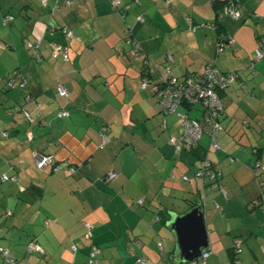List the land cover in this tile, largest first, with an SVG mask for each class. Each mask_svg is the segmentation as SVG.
<instances>
[{"label":"crops","instance_id":"0c3cea01","mask_svg":"<svg viewBox=\"0 0 264 264\" xmlns=\"http://www.w3.org/2000/svg\"><path fill=\"white\" fill-rule=\"evenodd\" d=\"M114 1L48 0L43 6L41 0H0V35L13 42L0 53V182L6 174L19 177L0 185V246L6 240L13 254L22 258L25 250L18 238L29 233L44 250L36 264H87L92 242L101 249L97 264H139V257L172 264L173 244L164 240L160 253L161 241L151 231L158 234L160 226L145 222L129 203L137 194L150 201L149 194L166 196L167 191L172 198L176 188L183 189L180 183L186 184L183 175L195 180L203 161L199 154L208 148L210 138L205 133L198 147L177 152L170 139L181 136L183 127L171 128L152 85L142 88L143 76L152 82L160 79L168 53L174 56L170 63L175 74L182 78L201 74L216 56L221 68L239 77L233 89L221 95L226 109L221 121L226 124L218 140L223 152L208 153L223 173L221 185L235 193L223 202L226 215L215 216L219 222L236 217L243 222L232 233L208 226L212 258L207 264H228L222 261L225 256L233 264L236 239L243 249L237 264H264V210L251 206L259 196L252 171L254 148H263L259 153L263 161L264 146L248 119L263 130V101L240 95L249 85L242 71L255 66V74L264 76V60L256 63L253 56L264 38V0H236L240 17L220 19L215 8L223 0H120L117 7ZM13 9L21 20L16 32L9 33L7 26L17 19ZM11 14L14 18L6 22ZM141 14L142 22L137 18ZM62 27L72 29L74 36H66ZM129 29L141 42V55L131 54L133 46L126 41ZM224 36L234 41L218 54L216 45ZM38 40L35 59L29 44ZM59 44L67 47L69 61L54 54ZM245 58L253 59V64L242 61ZM28 72L29 83L21 88L19 80ZM10 78L16 82L13 88L7 87ZM59 82L66 85L69 96L58 92ZM63 109L70 116L60 117ZM201 115L193 111L194 117ZM104 128L111 139L107 143ZM170 129L168 137L165 131ZM4 130L8 132L1 135ZM37 153L53 154L60 169L37 168ZM112 170L117 176L107 179ZM129 185L136 193L127 198ZM208 192L214 201L222 199L215 188ZM160 206L164 210L153 218L164 224L171 210L162 202ZM88 225L94 232L90 241L85 235ZM224 235L232 236L220 239ZM242 236L248 238L245 247Z\"/></svg>","mask_w":264,"mask_h":264},{"label":"built area","instance_id":"2783aa9c","mask_svg":"<svg viewBox=\"0 0 264 264\" xmlns=\"http://www.w3.org/2000/svg\"><path fill=\"white\" fill-rule=\"evenodd\" d=\"M41 3L43 6H46L48 4V0H41ZM120 3V0H116L113 2V4L117 7V5ZM57 10H53V13ZM225 15H232L234 18L240 17V13L237 7L236 2L231 1L230 4L224 5L223 12L220 13V17H223ZM138 21H144V18L141 15L138 17ZM13 19V16H8L5 18V21H11ZM191 19V18H189ZM214 27V24H212ZM191 28H193V25H191ZM215 28V27H214ZM62 32L66 34V36L71 37L74 36L73 30L62 27ZM129 32H127V41L133 42L134 41V33L133 30L129 29ZM136 39V38H135ZM229 39H231L229 37ZM233 42V41H232ZM40 41H36L35 44H29V47L33 48H39ZM216 50L218 52H221L224 50V41H218L216 45ZM136 54V52H134ZM54 54L60 55L62 54L65 60H70V57L68 55V49L65 45L59 44L58 46L54 47ZM264 56V38L259 43V46L255 50V56L254 59L260 61V59ZM37 57H39V54L37 53ZM174 60V56L172 54H169L167 56L168 66L166 67V70L164 71V82L162 86H155L156 91L158 93V96L161 98V105L164 108V110L168 113L176 112L177 108L180 106V104L185 103L186 105L193 107L196 105H200L202 107V110H204L203 115V121L197 119V118H191L189 113L187 112H180L178 115L181 117V122H183V132L181 136L172 135L170 142L176 147L177 152H181L183 149L190 148L193 149L197 146H199V140L204 135V131H208V133H211V143L212 147L214 149L220 148V144L218 143V134L221 130H223L222 123L218 120L222 112L224 111V102L222 97H220V92L226 90V88L230 87L238 78V75L236 73L228 72L226 69L224 70L219 65L218 60L213 59L210 61V63L207 65L205 71L202 73V75L197 74H190L187 77L181 78L180 76H177L174 74L172 67L170 66L169 62ZM28 77H22L19 80V85L21 88L26 87L28 84ZM148 81L144 80L142 87L144 88L147 85ZM16 82L13 81V79H9L8 86L14 87ZM58 92L63 96H69V92L65 84L62 82L58 84L57 87ZM24 114L26 117L33 120V118L30 116L29 112L24 109ZM60 117L63 116H70L69 111L67 109H63L62 112L59 114ZM165 128L167 127V123L164 120ZM206 126H209V129H206ZM7 132L4 133V135ZM35 162L38 165L40 169L46 170L50 169L55 166L56 170L60 169L61 165L54 163V157L47 154H39L37 153L35 155ZM257 166L260 167V169H264L263 166H260L258 163ZM75 169L71 168V171L74 172ZM117 176V172L112 170L108 175L107 179L115 178ZM173 176H175L173 174ZM3 177V180H7L10 177L6 174ZM184 180L188 181L189 177L187 175H183L182 177ZM195 178L201 180L203 183L204 181L218 186L216 184L218 179V173L213 168V163L209 158H206V160L202 163V165L198 168V171L195 172ZM14 179H17L16 177ZM204 184V183H203ZM210 184V185H211ZM204 186V185H203ZM203 189H205L203 187ZM204 191V190H203ZM222 193L226 195V191L221 189ZM92 225H88V233L87 238H91L93 233ZM29 246V252L37 251L43 253V247L37 244L36 242H31L28 244ZM159 249H163V243L159 244ZM237 251L241 252L242 249H240V245H237ZM0 252L3 254L5 259H7L9 262L16 263V259H14L11 251L8 249L0 247ZM100 252V248L98 245L92 246V251L90 253V259L89 264H94L97 260V254ZM210 256V252H206L199 260H203V262H206L207 258ZM198 260V261H199ZM198 261H194L187 264H197ZM139 264H155L153 262H150L148 258L146 257H139L138 261Z\"/></svg>","mask_w":264,"mask_h":264},{"label":"rangeland","instance_id":"374dc122","mask_svg":"<svg viewBox=\"0 0 264 264\" xmlns=\"http://www.w3.org/2000/svg\"><path fill=\"white\" fill-rule=\"evenodd\" d=\"M12 12L15 13L17 19L14 22L10 23V24H12V26L11 25L7 26L9 33L11 31L16 32L17 26H18L17 22L21 20V16L16 11V9H13ZM144 20H145V18H144ZM227 43H229V42H227ZM7 44L11 45V44H13V42L11 43V41L8 38H5V36L0 35V53L6 47ZM253 56H255V55H253ZM252 60L253 59H251V58H245L242 61H244V62L251 61L250 64L252 65L253 64ZM262 60H264V58ZM237 62H239V61L237 60ZM242 74H244L246 76V78L249 79L247 82V84H249V85L245 88V91H241L242 93L240 95H242L244 97H249V98L252 95L257 96V98L255 100H258L259 103L263 101L262 112L264 113V76L260 72L258 75L255 74V72H254V70H252L251 66L249 67L248 70L242 71ZM7 82H8V80H7ZM235 85H237V83ZM233 87L234 86H232L228 90L233 89ZM236 101H237V99H236ZM177 116H178L177 114H169L168 115V120H169V123H171V128L173 126H174V128H176V126H180V128L182 127L181 125H179L180 119H177L178 118ZM248 119H249L250 123H252V128L255 130V135H256L257 139L259 140V142H261V145L264 146V128L262 130V128L259 126L258 123H256V121L254 119H252L250 117ZM223 124L224 125L226 124L225 120L223 121ZM224 125H223V127H225ZM182 130H183V128H182ZM170 131H172V130L170 129L169 131H165V133L168 137H169ZM247 137H248V135L246 134V138ZM247 142H248V140H247ZM208 145H209L208 148H210V142H208ZM119 150H121V148ZM212 150L213 151L219 150V151L223 152V149H217V150L212 149ZM263 163H264V160H263ZM199 167L200 166H198V168ZM260 180H261L260 177L255 180V189L257 190V192H259V194L262 191H264V187L261 188L259 185ZM7 182L9 183L12 181L9 180ZM7 182L2 181V182H0V185H6V184H8ZM185 182H186V184L180 183V185L183 187V189L180 190V189L176 188L175 192L173 193L172 198L169 195V193H166L167 191L165 192L166 196L162 195V194H160V195L159 194H157V195L149 194L150 196L148 198L150 199V201L149 200L146 201V199H147L146 196L137 194L134 196L135 197L134 201L129 203V207H135L134 210H140L138 212L140 214L141 213L143 214V218L145 219V222L150 223L152 225L157 223L155 228L160 226L161 232H159L158 234L156 233L157 230L151 229V231L154 232V235L157 238V240H160L161 242H163L165 240L166 242H169L170 245L173 244L172 248L174 249L175 240H174V236H173V233L171 232V230L168 229V227L164 226V224L162 222L158 221L157 219H156V221H154V218H153V215H156L158 212H160L159 210L161 209V206H160L161 202L163 203V205H165L171 211L174 210L175 212H178V213H184V211H186L190 208V206H191L190 202L195 201L196 198H198L199 195H201V200H202V202L205 203V215H206L207 227L209 226L214 230L219 229L220 231H227L230 229V231H231L230 233H232V232L236 231V229H234V227L240 226L242 224L243 219L241 217L232 218L229 221H220V222L217 221L218 218L216 217L217 216L216 214H219L220 216L223 217V215L225 216L226 215L225 213L227 212L225 210V207L223 206L224 205L223 202H228L229 201L228 199L231 200V198L235 196V193H232V191H230V189L228 190V188H224V187H227L226 185L223 187L224 191L227 192L226 195L223 193L221 194V191L219 190L220 196L222 199L219 198V200H217L218 201L217 202V201L213 200L211 193L207 192V194H206V192H205V193L199 194V192H197L198 191L197 190V183L200 185V189H201V184H200L201 180L195 179V180H192V182L185 180ZM125 191H126L127 195H124V197L126 196L128 198L129 196H132L131 193H133V191L131 190L130 185L125 189ZM134 193H136V192H134ZM228 193H229V196H228ZM142 198H145L144 204L140 203V200ZM151 198L153 199V202H152ZM165 214H166V211H165ZM209 227H208V230H209V239H210L211 230ZM28 234L25 233L24 235H21L20 238H18V240H19L18 244L22 245V247H24V250H25V254H24L25 258L24 257L18 258L16 255L13 254L15 258L19 259L18 264H22L25 262H27L29 264H36L34 262L36 257L39 258L43 254V253L37 252V251H33L32 253L29 252L28 244L31 243V238L28 236H32V235H28ZM224 236L225 237H221L220 239L227 240L226 238H230L232 235H227V236L224 235ZM212 237H213V239L216 240L215 235H213ZM242 237H243V239H245V242H244V247H245L247 244L246 241L248 238L246 236H242ZM88 240L90 241L91 239L88 238ZM5 241L6 240H2V243H1L2 246H4V248L10 249V247L6 244ZM163 244H164V242H163ZM91 250H92V248H91ZM12 251H13V249H12ZM160 253L163 254L164 250L160 251ZM99 258H100V256H99ZM211 258H212V256L208 259L209 262H210ZM222 258H223L222 259L223 262H226L228 264H232L231 261L229 260V258H227V256L222 257ZM32 262H34V263H32ZM97 263H98V258L94 264H97ZM0 264H16V263H12L11 261L9 262L8 260H6L2 256H0ZM87 264H89V258L87 260ZM199 264H203V263L199 262Z\"/></svg>","mask_w":264,"mask_h":264},{"label":"trees","instance_id":"16d2710c","mask_svg":"<svg viewBox=\"0 0 264 264\" xmlns=\"http://www.w3.org/2000/svg\"><path fill=\"white\" fill-rule=\"evenodd\" d=\"M231 1H233V2H236V0H223L222 1V5L221 6H219L218 7V5H217V7L215 8L216 10V15H217V18L218 19H220V18H222V17H220V13H222L223 12V9H224V5L226 6L227 4H230V2ZM236 4H237V2H236ZM237 7H238V4H237ZM12 15V14H11ZM14 16V15H13ZM224 16H225V14H224ZM230 16H232V15H230ZM233 17V16H232ZM234 18V17H233ZM212 24H214V27L216 28V29H219L220 30V27H218L217 26V24H215V23H212ZM62 31V30H61ZM136 37L134 36V41L133 42H130L131 43V45L133 46L132 47V49H131V54H133V55H141L142 54V46H141V42H139V40L136 38ZM231 39H229V37L228 36H224L222 39L220 38L219 40L220 41H224V49H225V45H226V43L227 42H232V41H234V39L232 38V37H230ZM218 40V41H219ZM262 40V38L260 39V41ZM40 41V40H39ZM260 41H259V43H260ZM259 43H258V45H257V47L259 46ZM32 44H35V43H32ZM256 47V48H257ZM31 48V50H33V58H35V59H37V53L39 52V48H33V47H30ZM255 48V49H256ZM134 52H136V54L134 53ZM217 52H218V50H217ZM222 52H224V50L223 51H221V52H218V54H221ZM62 55V54H61ZM69 55V54H68ZM169 55V53L166 55V59H165V61H164V67H163V69H162V71H161V78L160 79H157V80H155V81H151L150 80V78L149 77H147V76H143L144 78H143V81L144 80H147L148 81V83H147V85L144 87V88H146L148 85H152V88H154V96H155V98H156V100H158V104H159V109H160V111L165 115V117H168V115L169 114H179L180 112H187V113H189V115H190V117L192 118H196V117H194L193 116V111L194 110H199V111H201V113H202V115H201V118H197V119H199V120H201V121H203V115H204V110H202V107L200 106V105H196V106H193V107H190V106H188V105H186L185 103H182V104H180V106L177 108V111L176 112H172V113H167L165 110H164V108L162 107V105H161V98L158 96V93H157V91H156V88H155V86H162L163 85V82H164V76H163V74H164V71L166 70V67L168 66V61H167V56ZM63 56V55H62ZM264 58V56L261 58V59H263ZM214 59H216V60H218L217 59V57H214ZM260 59V60H261ZM255 60V59H254ZM66 61H69V60H66ZM149 62H150V60H149V57L148 56H146L145 57V65H149ZM255 62L257 63V62H260V61H258V60H255ZM169 64H170V66L172 67V70H173V66H172V64L169 62ZM209 64V63H208ZM207 67V66H206ZM206 69V68H205ZM205 69H204V71H205ZM253 70L254 71H256V69H255V66L253 67ZM203 71V72H204ZM228 72H231V73H236L237 75H238V77H239V73H237V72H235V71H230V70H227ZM173 72H174V70H173ZM202 72V73H203ZM202 73L201 74H199V73H194V74H197V75H202ZM174 74H175V72H174ZM193 74V73H192ZM191 74V75H192ZM176 75V74H175ZM177 76H179V75H177ZM27 77H28V81H29V78L31 77V72H28V75H27ZM182 78V77H181ZM184 78V77H183ZM238 79V78H237ZM237 81V80H236ZM235 81V82H236ZM234 82V83H235ZM233 83V84H234ZM142 84H143V82H142ZM233 84L230 86V87H232L233 86ZM66 86V85H65ZM7 87H9V86H7ZM57 87H58V85H57ZM230 87H228V88H226V90L227 89H229ZM9 88H13V87H9ZM143 88V87H142ZM143 88V89H144ZM226 90H224V91H222V92H220V97H222L221 95H222V93H224V92H226ZM69 92V91H68ZM69 94H70V92H69ZM222 99H223V97H222ZM224 102V101H223ZM68 110V109H67ZM225 105H224V111L222 112V114L220 115V117H219V121L222 123V125H223V122L221 121V119H222V117H223V115H224V113H225ZM69 111V110H68ZM62 112V111H61ZM60 112V113H61ZM69 115H70V113H69ZM178 117H179V115H178ZM179 119H180V122H181V117H179ZM165 121H166V123H167V119H165ZM164 123V122H163ZM181 125H182V127H183V122H181ZM164 126H165V124H164ZM167 127H168V123H167ZM206 129H209V126H206ZM223 129H224V127H223ZM103 131V133H102V135H103V137H104V143H107V142H109L111 139H110V137H108V136H106V135H104V131L106 130L105 128L104 129H102ZM221 131H223V130H221ZM220 131V132H221ZM5 132H8L7 130H4L3 132H2V134L1 135H4V133ZM183 132V131H182ZM205 133H208V131H204V134ZM182 134V133H181ZM209 134V138H210V143H211V133H208ZM204 136V135H203ZM203 136L201 137V139L203 138ZM218 136H219V134H218ZM200 139V140H201ZM200 140H199V144H200ZM218 143H219V140H218ZM220 144V143H219ZM220 148H217V149H223V147H222V145L220 144ZM187 150H193V149H190V148H186ZM212 149H214L213 147H212V145H210V148H206L205 149V151H204V153H201V154H199V157H201V159L203 160L202 161V163L206 160V158H209L210 160H211V158H210V156H208V153L212 150ZM216 149V150H217ZM262 150H263V148H260V147H255L254 148V153L256 154V159H255V161L253 162V165H252V171L254 172V178H256V179H258L259 177L261 178V180L259 181V185H260V187L261 188H263L264 187V169H260V167L259 166H257V164L259 163L260 164V166H263L264 167V163H263V161L261 160V158H262V155L261 154H259L260 152H262ZM182 152V151H181ZM48 155V154H47ZM52 157H54V155L52 154L51 155ZM211 162L213 163V161L211 160ZM54 163H56V164H58L59 165V163L56 161V159H55V157H54ZM35 164H36V162H35ZM36 166H37V168H39L38 167V165L36 164ZM201 166V165H200ZM213 168L217 171V173H218V179H216L217 181V183L216 184H218V186H215V185H213V184H211V183H209V181L207 180V182L206 181H204L203 183L201 182V189H199L197 192H199V194H202V193H205L206 192V194H207V192L208 191H211V189L212 188H215L217 191H221V189H223V186L221 185V177L223 176V173H222V171L221 170H219V169H217V168H215V164L213 163ZM198 169V168H197ZM51 172H53V171H57L56 170V168H55V166L53 165V167L52 168H50L49 169ZM198 171V170H197ZM196 171V172H197ZM74 172H75V170H74ZM8 175V174H7ZM9 176V175H8ZM10 178L9 179H7V180H12V181H16V179H14L15 177L16 178H19L18 176H9ZM183 177V176H182ZM2 178V181H4V182H7V180H3V177H1ZM183 179V178H182ZM196 179V178H195ZM211 184V185H210ZM204 185V186H203ZM203 187L205 188V189H203ZM204 190V191H203ZM224 190V189H223ZM221 194H222V191H221ZM198 198H201V195H199V197ZM197 199V198H196ZM144 202H145V199L144 198H142L141 200H140V203L141 204H144ZM195 202H196V200L195 201H192V202H190V204H191V206L190 207H193L194 205H195ZM262 206L263 207V210H264V191H262L260 194H259V196H258V198H255L253 201H252V203H251V206L253 207V208H255V207H258V206ZM162 210H164V206H162L161 207V209H160V211H162ZM254 212V210H251V212ZM162 213V212H161ZM165 220V219H164ZM86 233H85V235H87V233H88V226H87V228H86ZM93 231V227H92V230H91V232ZM93 233V235H92V237L90 238V239H92L93 238V236H94V232H92ZM34 241V240H33ZM33 241H31V242H33ZM35 242V241H34ZM161 243H163V242H161ZM38 244V243H37ZM92 245H98V244H96V243H94V242H92L91 243ZM160 244V243H159ZM240 245V249H242L241 247H242V241L240 240V239H236V241H235V243H234V245H233V252H232V261H233V264H237L238 263V261H236L237 260V255L240 253V251L238 252L237 251V245ZM41 246V245H40ZM163 246H164V244H163ZM1 247V246H0ZM98 247H99V245H98ZM159 247V246H158ZM2 248H4V247H2ZM100 248V247H99ZM5 249H8V248H5ZM9 251H11V249H8ZM160 250V249H159ZM210 250V249H209ZM243 250V249H242ZM241 250V251H242ZM92 251V250H91ZM160 251H162V250H160ZM100 252H101V249H100ZM99 252V253H100ZM11 253H12V255H13V252L11 251ZM44 253V252H43ZM91 253V252H90ZM90 253H89V259H90ZM99 253L97 254V257L96 258H98L99 259ZM210 255H211V250H210ZM0 256H2L4 259H5V257L3 256V254L0 252ZM13 257H14V255H13ZM210 258V256L207 258V260ZM14 259H16V263L18 262V258H15L14 257ZM7 260V259H6ZM207 260H206V262H203V260H199L198 262H197V264H199V262H201V263H203V264H207L208 262H207Z\"/></svg>","mask_w":264,"mask_h":264},{"label":"water","instance_id":"95a60500","mask_svg":"<svg viewBox=\"0 0 264 264\" xmlns=\"http://www.w3.org/2000/svg\"><path fill=\"white\" fill-rule=\"evenodd\" d=\"M164 226L171 230L175 246L170 254L172 264H187L198 261L210 252L209 230L206 224L205 206L201 198L184 213L168 211Z\"/></svg>","mask_w":264,"mask_h":264},{"label":"clouds","instance_id":"9594fccd","mask_svg":"<svg viewBox=\"0 0 264 264\" xmlns=\"http://www.w3.org/2000/svg\"><path fill=\"white\" fill-rule=\"evenodd\" d=\"M13 16V15H12ZM8 17V16H7ZM13 18H14V16H13ZM5 19V18H4ZM9 22V21H8ZM127 41V40H126ZM11 79V78H10ZM198 147V146H197ZM202 201V200H201ZM203 204H204V206H205V203L204 202H202Z\"/></svg>","mask_w":264,"mask_h":264}]
</instances>
